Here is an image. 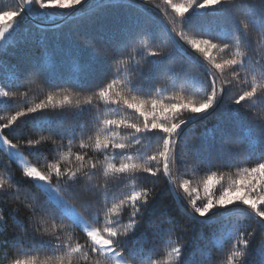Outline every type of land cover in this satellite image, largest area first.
<instances>
[{
    "label": "snow or ice",
    "instance_id": "snow-or-ice-1",
    "mask_svg": "<svg viewBox=\"0 0 264 264\" xmlns=\"http://www.w3.org/2000/svg\"><path fill=\"white\" fill-rule=\"evenodd\" d=\"M147 2L148 0H144V3ZM164 3L171 5L175 13L172 23L179 26L178 31L175 26L171 28L170 35L175 33V36L183 40L188 47L184 48L172 37L173 46L169 50H147L145 59L147 68L142 67L137 60V56H140L145 49L135 48L134 44L138 38L155 39L153 28L149 23L132 21L135 31H126L122 38L114 39L113 34L103 31L89 38L88 47L92 49V55L101 70H104L105 60H110L115 62L114 73L125 68H134L136 71L127 81L113 75L104 87L99 88L93 96L87 97L83 105H92L93 97H96L98 103H102L105 109L112 106L111 110L114 112L122 106L143 117L142 125L123 118H115V116L103 119L99 122L98 133L94 144L91 145L93 150L97 153H106L111 149L112 160H114L117 155H123L128 150L136 148L141 143L140 137L150 139L152 136H159L163 140L161 150L147 156L141 162L117 164L111 161H98L90 163L88 170L83 172V175L91 177L102 170L103 184L95 186L97 189L104 190L105 207L102 227L89 225L65 198L75 199L80 194L81 190L75 185L80 183V175L85 167L84 155L75 157L81 162L76 170L62 169L63 158L46 163V170H41L35 164L24 163L20 153L24 149H37L45 140H25L21 134L16 138V142H13V139H9L4 131H16L20 118L43 113L50 106L52 108L71 106L72 96L63 95L61 99L54 101L53 95H48L46 101L17 110L6 118L0 117L5 120L0 123V151L4 152L11 161L19 160L22 164L20 181L13 182L11 176L0 179V195L19 199L23 193L27 201L25 207L28 215L25 220L18 219L17 209H12L9 213L14 218L16 226L25 233V235L16 236L18 246L27 243L28 228L25 222L28 225L35 222L36 231L39 232L40 221H43L50 223L54 232L70 234L73 229L78 228L86 237L85 244L76 242L73 245L70 240L60 241L57 236V243L52 244V248L66 250L65 254L69 258L76 256L88 261V264H160L159 261L153 260L151 255L143 254L136 246L135 240L140 221L143 220L145 212L149 210L150 204L155 199L152 189L141 188L122 199L113 197L114 202L111 204L108 203V191L119 187L127 180L136 181L138 174L157 177L162 172L165 177L170 178L168 183L178 204L183 199L181 192L188 196L187 204L191 211L181 205L186 222L181 223L180 219L169 216L166 220L155 223V232L161 237L168 236L167 242L171 243L170 237L178 231L182 232L189 224L218 225L217 231L220 232V236L214 241L218 247L221 246L222 241L233 239L235 241L227 256V264H249V248L254 237V230L248 231V227L256 225L264 229V58L249 61L245 53L239 50L231 53L230 49L233 43L239 47L249 48L252 33H257L260 40H264V0H259V5L256 0H187L186 4H174L172 0H164ZM135 6V0H119L118 3L114 0H14L13 6L0 8V46H5V54H8V46L15 47L17 44L27 42L28 37L22 28V22L33 13L46 26L59 29L62 25L56 23L57 18L61 21L87 22L100 8ZM257 6L260 9L259 14L256 12ZM209 15L231 23L232 30L230 32L221 30L213 38L207 21ZM38 27L41 26L38 25ZM42 30H44L43 27ZM189 32L192 34L189 35ZM100 44L107 47L98 51L97 45ZM130 47L134 48L136 55L128 51ZM188 49H191V53L202 55L204 60H200L198 55H191ZM217 49L229 53L228 58L217 62L211 55V52ZM186 55L190 56L192 62L198 67L204 69L208 77L205 87H201L197 78L193 77L192 85L176 93L173 97L174 102H165L154 97L145 98L141 95L145 92L143 82L146 73L151 74L161 65ZM73 61L72 71L76 74L75 78L78 81L88 72V65L82 64L76 57H73ZM7 71L8 65L0 56V72ZM182 71L183 63L181 62ZM225 71H230L237 78L240 72L253 76V83L236 96L230 105L224 106L226 112H231V119L238 132L233 136L222 124L206 129L199 137L198 145L193 149V171L205 163L204 153H208L207 161L214 166L212 153L217 143L221 146L225 143L234 144V147L229 149L232 156L246 162L255 158V162L253 166L240 168L236 177L231 179L227 186L221 183L223 174L218 175L212 172L202 181L204 197L192 199L190 193L198 192L199 187L192 188L189 179L178 182L172 178L174 175L172 169L177 163V153L180 151L179 140L189 124H194L198 120L203 121L221 108L219 101L226 90L225 84L232 83L221 81L220 87H217V82ZM54 74V65L50 66V63L44 61L37 62L30 71L29 82L40 78L49 80ZM241 83L247 85V80ZM118 84L121 89L126 87L127 91H114V86ZM25 95L23 92L0 91V98H3V101H14L17 97L23 98ZM75 103L78 109L85 110L79 99ZM245 103L248 107L241 114L240 109ZM246 117L247 123L244 122ZM45 123L48 122L37 121L36 127L41 128ZM121 128L132 130L129 135L132 136L133 142H122L118 138L116 130ZM50 133L53 144L55 136L63 139L65 135V131L59 129H50ZM81 147L85 148L89 145L82 143ZM153 163L155 167L152 166ZM83 191L85 194L99 195L98 191L93 192V187L87 185L84 186ZM217 192L218 195H216ZM129 206L132 209L130 219L127 223H122L121 214ZM36 217H39L40 221H37ZM64 220L70 223L65 225ZM6 223L4 209L0 207V231H3ZM93 223H101L99 213L93 218ZM201 236L203 238V233ZM182 239V236L178 237V240ZM130 241L132 247H128ZM49 243L51 244V241ZM28 246L32 247L30 244ZM261 247H264V241L257 246V248ZM200 257L206 261L211 259L202 251ZM51 259L53 258L49 257V260ZM55 261L56 264H63L64 256L55 257ZM0 264H37V261L34 258H9L5 255L0 258ZM165 264H200V260L196 251L188 252L184 244L177 243L167 253Z\"/></svg>",
    "mask_w": 264,
    "mask_h": 264
},
{
    "label": "trees",
    "instance_id": "trees-1",
    "mask_svg": "<svg viewBox=\"0 0 264 264\" xmlns=\"http://www.w3.org/2000/svg\"><path fill=\"white\" fill-rule=\"evenodd\" d=\"M144 3V0H141ZM119 2V0H114ZM174 4H186L187 0H172ZM259 5V0H256ZM14 0H0V8L13 6ZM145 5L135 2V7H105L100 8L95 12V15L87 22L77 21H61L57 18L56 23L61 24L59 29H51L46 26L43 21L36 17L35 13L22 22V28L27 34V42L17 44L15 47L8 46V54H5V46H0V56L8 65L7 72H0V91L9 90L13 92H23L26 95L23 98L17 97L16 100L3 101L0 98V117H8L14 114L15 111L21 110L27 106H33L41 101H46L48 95H53L54 101L59 100L63 95H71L73 102L71 106L62 108H52L51 106L43 113L32 114L29 117H22L19 121V126L16 131L4 130L9 139L16 142V138L23 135L25 140H41L45 142L38 146L37 149H24L21 154L25 159L46 170V163L61 160L62 169L76 170L80 167L79 161L75 159L77 155H84V169L80 175V183L75 187L80 191V194L75 199H68V203L73 205L75 209L90 223L92 227H102L104 219L103 209L104 190L97 189L95 186L103 184L102 170L94 176L83 175V172L88 170L90 163L96 162H141L147 156L152 155L161 150L163 140L159 136L140 137L141 143L131 150H128L123 155H117L112 160L111 149L106 153H97L91 145L94 144L95 137L98 133L99 122L105 118H123L129 122L143 124V117H139L132 110L117 108L114 112L112 106L105 109L102 103H98L97 98L93 97L92 105H83V101L93 96L99 88L104 87L116 75L120 80L127 81L130 75L135 72L134 68H125L118 73L113 72L115 66L114 61L105 60L104 70H101L97 60L92 55V49L88 47L89 38L95 37L99 32L113 34L116 37L122 38L125 32H134L135 26L132 21L139 20L149 23L153 28L155 39L143 38L135 41L134 47L145 49L137 60L142 67L147 68L145 59L147 58V50L167 51L172 48V37L183 45V40L175 36L169 30L174 26L179 30L178 25H173L175 13L171 5H166L164 0H148ZM256 12L259 14L260 9L257 6ZM208 26L211 29L210 35L215 38L221 30H232V24L224 22L217 17L209 15L207 17ZM40 25L41 27H38ZM42 27L44 30H42ZM20 29H18L19 31ZM189 35L192 33L189 32ZM208 34V33H206ZM257 41H259L257 43ZM227 42V41H225ZM107 45H97V50L100 51ZM245 53L249 61L260 60L264 58V40H260L257 33H252L250 38V47H239L233 43L230 49L231 53L235 51ZM133 55H136L134 48L128 49ZM191 53V49H188ZM193 56H199L200 60L204 57L200 54L191 53ZM211 55L216 58L217 62L228 58L229 53L221 52L219 49L213 50ZM73 57L79 59L82 64L88 65V72L76 80V74L72 71ZM150 59V58H149ZM47 62L50 66L54 65L55 74L49 80L43 78L29 82L30 71L37 62ZM181 62L183 63V71L181 72ZM219 75V73H218ZM179 77V78H178ZM193 77L197 78V82L201 87H205V81L208 77L202 67H198L192 62L191 57L186 55L178 57L176 60L169 61L166 65H161L159 69L151 74L146 73L144 80L145 92L141 93L145 98H159L165 102H174L173 97L176 93L182 92L184 88L190 87L193 83ZM247 80V85L241 81ZM221 81H231V84H225V92L219 103L221 108L217 113L208 117L203 121H196L194 124H189L181 134L179 143L180 151L177 153V163L173 166V177L178 182L183 179L191 181V187H199L198 192H191L192 199L203 198L205 193L203 190L202 181L212 172L218 175L223 174L221 183L227 186L231 179L235 178L239 169L243 167L253 166L255 158L252 161H243L229 153V149L234 147V144L225 143L221 146L219 143L215 145L212 153L214 166L207 161L208 153H204L203 159L205 163L200 165L196 171H193V149L198 145L199 137L206 129H212L217 124H222L223 127L229 130L233 136L238 132L231 119V112L224 110L225 105H230L231 101L242 93L246 87L253 83V76L240 72L239 77H234L230 71H225L217 82V87L221 85ZM259 82V81H258ZM127 91V88L121 89L118 84L114 86V91ZM114 94V93H113ZM198 98V97H197ZM79 99L82 102L84 111L77 108L75 101ZM239 107V106H233ZM248 104L240 109L241 114L245 112ZM150 108V105H149ZM187 115V114H185ZM247 117L245 123H247ZM47 121L43 127H36L37 121ZM5 120L0 119V123ZM50 129H59L65 131L63 139L60 136H55L53 144L50 138ZM118 138L122 142H133V138L129 133V129H117ZM71 133V135H69ZM162 135V134H161ZM89 145L82 148L81 144ZM130 157V159H129ZM155 167V164L152 165ZM11 176L13 182L20 181L22 169L2 151H0V179H7ZM54 182H55V178ZM161 172L157 177H151L147 174H138L136 181L127 180L122 182L119 187L108 191V203L111 204L113 197L122 199L124 196L131 194L133 191H138L141 188L152 189V195L155 197L150 204L149 210L145 212L143 220L140 221V226L136 232V246L145 255H151L153 260H157L160 264H165L167 261V253L177 243L184 244L188 252L196 251L200 264H227V256L235 243L233 240L221 242V246H217L214 241L220 236L217 231L218 225H192L189 224L182 232L174 233L168 243V236L158 235L155 232V223L166 220L169 216L180 219L181 223L186 222L181 205L191 211L187 204L188 196L183 192L180 193L181 199L179 204L174 198V192L169 186L168 180ZM93 187V192H99V195L92 193L85 194L84 186ZM23 187V186H22ZM219 193L217 192L216 195ZM43 198V197H42ZM27 201L24 199L23 193L20 198L0 195V207L4 209L6 225L3 231H0V258L7 255L9 258L29 259L34 258L37 264H56L55 257L64 256L63 264H88V261L73 256L69 258L64 249H53L52 244L57 243V236L60 241H69L74 245L76 242L85 244L86 237L80 229H73L68 232H54L50 223L40 221L39 232L36 231V223L25 226L28 228L27 243L23 246H18L16 236L25 235L21 229L16 226L14 218L9 215L12 209L18 210V219L25 220L28 215L25 205ZM131 207L126 208L122 214V223H127L130 219ZM99 213L100 224L93 223V218ZM65 225L69 224L68 220H64ZM254 230V237L250 242L249 248V264H264V247L257 248L264 241V229L252 225L248 227V231ZM203 233V238L201 236ZM182 236V240L178 237ZM51 241V244L49 243ZM32 245L29 247L28 245ZM128 247H132V242H129ZM210 256L211 259L206 261L200 257V252ZM49 257L53 259L49 260Z\"/></svg>",
    "mask_w": 264,
    "mask_h": 264
},
{
    "label": "rangeland",
    "instance_id": "rangeland-1",
    "mask_svg": "<svg viewBox=\"0 0 264 264\" xmlns=\"http://www.w3.org/2000/svg\"><path fill=\"white\" fill-rule=\"evenodd\" d=\"M138 1V0H137ZM138 2H140V1H138ZM139 4V3H138ZM20 156H21V158H22V160H23V162L24 163H29L26 159H25V157L20 153ZM21 169H22V164L20 163V161L19 160H17V161H14ZM77 211V210H76ZM78 212V211H77ZM79 213V212H78ZM80 214V213H79ZM81 215V214H80ZM82 216V215H81ZM83 217V216H82ZM83 219L85 220V221H87L84 217H83ZM88 222V221H87ZM88 224L90 225V223L88 222Z\"/></svg>",
    "mask_w": 264,
    "mask_h": 264
},
{
    "label": "built area",
    "instance_id": "built-area-1",
    "mask_svg": "<svg viewBox=\"0 0 264 264\" xmlns=\"http://www.w3.org/2000/svg\"><path fill=\"white\" fill-rule=\"evenodd\" d=\"M138 1H140V2H138ZM138 1L135 0L136 3H139V4H142V5H145L141 0H138ZM176 37H177V36H176Z\"/></svg>",
    "mask_w": 264,
    "mask_h": 264
}]
</instances>
